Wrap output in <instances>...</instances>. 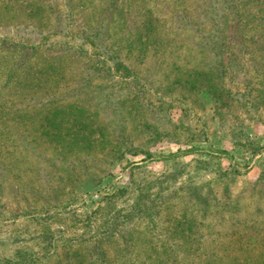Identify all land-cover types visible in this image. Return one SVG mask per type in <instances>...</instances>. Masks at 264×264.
<instances>
[{
  "label": "rangeland",
  "instance_id": "obj_1",
  "mask_svg": "<svg viewBox=\"0 0 264 264\" xmlns=\"http://www.w3.org/2000/svg\"><path fill=\"white\" fill-rule=\"evenodd\" d=\"M0 264H264V0H0Z\"/></svg>",
  "mask_w": 264,
  "mask_h": 264
}]
</instances>
